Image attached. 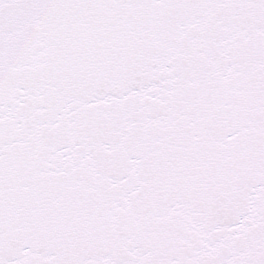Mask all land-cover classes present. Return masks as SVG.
Instances as JSON below:
<instances>
[{
	"label": "snow or ice",
	"instance_id": "1",
	"mask_svg": "<svg viewBox=\"0 0 264 264\" xmlns=\"http://www.w3.org/2000/svg\"><path fill=\"white\" fill-rule=\"evenodd\" d=\"M0 264H264V0H0Z\"/></svg>",
	"mask_w": 264,
	"mask_h": 264
}]
</instances>
